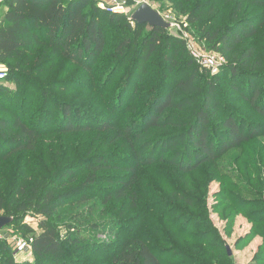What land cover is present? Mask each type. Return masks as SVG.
I'll list each match as a JSON object with an SVG mask.
<instances>
[{"label": "rangeland", "instance_id": "obj_1", "mask_svg": "<svg viewBox=\"0 0 264 264\" xmlns=\"http://www.w3.org/2000/svg\"><path fill=\"white\" fill-rule=\"evenodd\" d=\"M105 4L107 8L109 3ZM149 5L173 27L165 32L147 62L143 56L151 28L143 26L136 34H128L122 18L105 21L106 47L90 69L44 47L7 63L19 72L0 84H6L17 101L4 104L17 112L24 110L32 123L45 125L48 118L50 133L41 138L34 151L0 163V192L6 200L0 216L15 219L0 231V242L12 247L13 252L19 238L30 239L31 230L39 233L43 217L35 206L38 198L53 191L62 198L51 222L62 237L73 228L86 243L83 249L72 250L71 264H109L108 259L120 248L137 241L153 249L163 264H264V115L233 90L227 68L217 73L219 108L213 119L220 121L229 114L240 117L258 130L248 141L227 150L214 163L182 172L168 162L139 165L133 144L123 136L125 128L159 95L172 91L192 71L196 70L205 84L211 80V73L201 70L192 56V50L213 52L205 38L208 33L230 32L242 19L254 22L257 34L227 56L229 62L237 63L253 48L250 67L264 72V3L149 0ZM126 6L128 13H116L130 19L133 4L127 2ZM7 8L5 2L0 8V22ZM82 8L89 11L90 4ZM127 35L131 38L128 56L119 58L116 48ZM171 57L176 68L170 73L167 63ZM247 80L241 77L237 82L243 85ZM46 92L49 101H45ZM63 105L71 107L76 117L73 121L87 131H66L61 124ZM8 111L0 108L4 117H10ZM120 134L117 142L110 141ZM101 156L111 167L97 176H111L117 184L126 182L125 197L117 196L121 186L96 183L85 187L91 173L86 166ZM134 169L131 175L129 171ZM63 170L74 171L76 181H64ZM15 258L39 264L31 251ZM4 262L0 258V264Z\"/></svg>", "mask_w": 264, "mask_h": 264}, {"label": "trees", "instance_id": "obj_2", "mask_svg": "<svg viewBox=\"0 0 264 264\" xmlns=\"http://www.w3.org/2000/svg\"><path fill=\"white\" fill-rule=\"evenodd\" d=\"M5 2L8 8L3 21L0 22V66L9 71L10 78L15 77V73L19 71L7 63L18 61L24 55L41 47L72 64L90 69L106 47L104 26L106 20L124 18L128 34H136L137 30L143 27L132 22L128 16L112 12L109 8L99 9L94 0L83 1V4H90L89 11L86 12L80 0ZM256 2L263 4L264 0ZM191 21H194L193 16ZM165 32L151 28V38L143 56L144 62L155 53ZM256 34L257 25L242 19L236 23L234 30L220 35L208 33L205 38L209 40L213 52L226 58V64L221 69L227 68L226 71L234 82L233 90L259 114L264 115V72H257L250 67L254 49H248L242 60L237 63L229 62L227 56L246 38ZM130 46L131 38L127 35L116 48V55L119 58H126ZM175 62L174 57L173 62L171 57L167 63L170 73L176 68ZM241 77L248 79L243 85L237 82ZM217 83V74H211V80L206 82V85L194 70L185 79L180 80L172 91L159 95L138 120L125 128L123 136L133 144L140 160L139 165H150L157 161L168 162L182 172H190L205 163H214L227 150L257 134L258 130L248 126L235 114L225 115L220 121L213 119L219 108L218 92L215 87ZM44 98L45 101H49L50 96L47 92L44 93ZM15 101H17L15 93L8 89L6 84H0V108L10 110L8 111L10 117L0 114V163L17 154L34 151L41 138L50 133L48 118H45V125L32 123L26 119L24 110L17 112L12 106L4 104ZM61 111V124L65 126L67 132L88 130L73 121L76 117L73 116L70 106H61ZM120 138L121 134L112 137L110 141L115 143ZM110 167L108 159L104 156L91 161L85 168L91 172L84 183L85 187L96 183L121 186L122 190L117 196L123 198L127 195V191H124L128 187L126 182L117 184L118 182L111 176H97L98 172ZM129 172L134 175L135 169ZM61 173L64 181L69 179L73 183L77 179L72 170H63ZM132 183L133 180L129 182L130 185ZM61 198L53 191L46 192L44 196L38 198L35 206L37 213L43 217L38 225L39 233L30 231L33 234L31 252L39 264H71L72 250L83 249L86 245L80 239L81 235L73 232V228L68 229V233L62 237L57 226L51 222ZM5 208L6 200L0 192V212ZM104 249L102 251H105ZM0 258H4V264H32L29 260H17L12 247L2 242ZM108 261L109 264H163L154 250L143 241L123 246Z\"/></svg>", "mask_w": 264, "mask_h": 264}, {"label": "built area", "instance_id": "obj_3", "mask_svg": "<svg viewBox=\"0 0 264 264\" xmlns=\"http://www.w3.org/2000/svg\"><path fill=\"white\" fill-rule=\"evenodd\" d=\"M5 1L6 0H0V8L5 3ZM122 1H123V3H121L118 0H112L107 5V8H105L106 4L104 2H100L98 4V6L102 7L103 10H106L109 8L112 12H115V13L116 12H123L126 14L129 11V8L126 6L127 2H132V4H133L134 9H133L132 13H134L143 4H145V3L149 4V0H122ZM192 56L195 59V61L197 62L198 66L202 70H208L209 72H211V74H217L219 72V70L222 68V66H224L226 64V58L224 56L218 54V53H215V52L203 54V53H200L198 51L192 50ZM8 78H9V71L5 67L0 66V83L6 82L8 80ZM32 242H33V240L31 238L30 239L19 238V240L17 242H15L14 246H13L14 256L18 257L21 255H24L27 251H31Z\"/></svg>", "mask_w": 264, "mask_h": 264}, {"label": "water", "instance_id": "obj_4", "mask_svg": "<svg viewBox=\"0 0 264 264\" xmlns=\"http://www.w3.org/2000/svg\"><path fill=\"white\" fill-rule=\"evenodd\" d=\"M131 21L139 26H149L152 29H161L168 31L173 25L167 22L160 12L153 9L149 4L145 3L140 6L131 16ZM14 222L13 217L0 216V231Z\"/></svg>", "mask_w": 264, "mask_h": 264}, {"label": "crops", "instance_id": "obj_5", "mask_svg": "<svg viewBox=\"0 0 264 264\" xmlns=\"http://www.w3.org/2000/svg\"><path fill=\"white\" fill-rule=\"evenodd\" d=\"M97 1H101V2H104V3H110L112 0H97ZM118 1H122V0H118Z\"/></svg>", "mask_w": 264, "mask_h": 264}]
</instances>
